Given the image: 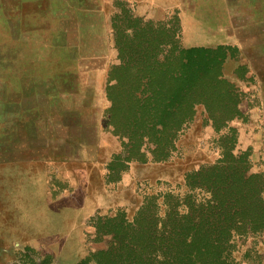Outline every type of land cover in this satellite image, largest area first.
<instances>
[{"label": "rangeland", "instance_id": "obj_1", "mask_svg": "<svg viewBox=\"0 0 264 264\" xmlns=\"http://www.w3.org/2000/svg\"><path fill=\"white\" fill-rule=\"evenodd\" d=\"M170 3L180 6L152 18L142 16L124 0L106 3L104 0H0V163L13 158L53 160L77 156L80 170L89 168L95 177L103 171L106 185L113 184L108 181V164L122 163L113 156L121 152L122 141L114 135L108 122L114 84L109 81L108 73L111 67L120 64V57L124 55L116 45V36L123 48L145 36L153 40L160 33L151 28L159 26L162 20H171L170 25L179 29L180 44L187 47L188 41L195 40L184 38L183 26L187 19L184 21L182 14L185 10L202 20L199 26L194 23L199 21L198 17L190 14L194 23L192 37L204 35L202 42L209 43L211 40H207L216 36L214 30L218 24L229 23V31L238 34L245 45L263 43L264 23L256 21L261 20L264 0H174ZM247 4L252 7L247 8ZM128 27L133 28L130 30L134 31L133 35L126 32ZM145 27L146 31L140 30ZM243 52L251 60L252 69H237V60L242 62L245 58L238 53L237 59L224 65L223 74L234 81L242 102L246 103L242 105L243 116L231 123L241 133L246 132L236 151L251 150V170L257 172L264 169V150L255 153L253 146L258 147L255 146L258 143L247 140L246 135L256 129L261 133V140L264 136V53L261 48ZM251 72L257 77L251 76ZM113 97L117 98L118 94ZM219 136L207 121L204 108L197 106L194 119L179 133L172 156L167 161H147L145 165L130 162L120 175L122 178L127 172L130 183L123 182L121 187L126 190L119 198L110 194L116 189L111 187L106 205L115 206L117 199L122 204L141 202L140 199L143 202L147 195L168 190L184 193L185 174L220 157ZM32 160L27 161L32 162L28 166L9 164L1 171L7 190L0 189V192L9 207L4 213L13 219L19 236L30 238L41 234L54 249L69 251L76 241L79 222L101 197L98 193L94 197L82 181L79 188L73 189L74 197L50 198L34 171ZM157 169L159 177L154 172ZM54 179L53 192L58 194L63 184ZM132 189L135 198L128 200ZM117 210L96 213L94 225L92 218L86 221L82 250L97 252L110 247L113 234L98 235L97 220L104 221V217ZM126 214L132 219L135 213ZM232 243V258L239 264H264V233L235 237ZM45 257L47 261L51 258ZM29 263L32 264L30 260Z\"/></svg>", "mask_w": 264, "mask_h": 264}, {"label": "trees", "instance_id": "obj_2", "mask_svg": "<svg viewBox=\"0 0 264 264\" xmlns=\"http://www.w3.org/2000/svg\"><path fill=\"white\" fill-rule=\"evenodd\" d=\"M170 24L162 20L151 28L160 37L124 48L116 36L124 55L108 73L114 81L108 122L122 141L113 155L122 163L108 164V181H117L130 162L167 161L197 106L220 133V157L187 172L184 193L147 195L132 219L118 209L97 220L98 235L112 233V243L78 264H239L232 258L235 237L264 233V172L251 170V150L236 151L238 129L231 123L243 116L242 98L223 74L238 48L184 47ZM131 29L126 32L133 35Z\"/></svg>", "mask_w": 264, "mask_h": 264}, {"label": "crops", "instance_id": "obj_3", "mask_svg": "<svg viewBox=\"0 0 264 264\" xmlns=\"http://www.w3.org/2000/svg\"><path fill=\"white\" fill-rule=\"evenodd\" d=\"M127 3H129L136 12L140 13L142 16H147V17H154V16H160L164 12H168L169 10H174L176 7L180 6L177 4H171L170 2L174 0H124ZM177 1V0H176ZM182 1V0H181ZM104 2H108V0H104ZM247 8H251V4H247ZM264 9V8H263ZM190 14L191 16L197 18L198 16L196 14H192L191 12H186L185 10L183 11V16H184V21L186 23L183 26V34L184 38L186 40H195V41H188L187 47L190 46H206V47H216L219 45H228V46H233L238 48V53L240 55H243L245 57V52H243L244 49H253V48H261L262 52L264 53V40L261 42L263 43H256L254 45H245L242 43V39L239 37L238 34L233 33V29L231 30L232 32L229 31L231 25L229 23L225 24H218L215 28L214 31H216V36L213 39H208L207 41L211 40L209 43L202 42V40L205 38L204 35H198V38L196 39L195 37H192L193 34H191V29L194 27V23L199 24V26L202 25V20L200 21L198 17V22L195 21L192 23L190 19ZM257 24L264 23V11H261V20L256 21ZM219 34V35H218ZM199 39V41H198ZM21 46V43L19 42L18 44ZM238 55V54H237ZM236 57H228L224 63L227 64L229 61L233 59H237ZM238 61V67L239 69L241 66H244L245 68L252 67L251 66V60H248L246 57L244 58V61L240 62L241 60ZM252 69V68H251ZM251 76H256L253 72H251ZM237 80L239 78L236 76ZM245 80V78H244ZM234 82V81H233ZM246 103L240 102L239 108L242 112H244V107L242 105H245ZM246 106V105H245ZM248 110L251 108L248 106ZM233 122V121H232ZM254 124V123H253ZM252 124V125H253ZM255 125V124H254ZM252 127V126H251ZM248 130V129H245ZM252 131L249 132L250 134L246 135L247 140L251 139L252 141L254 140L256 144H261V145H255L258 147L253 146V151L255 153H261L264 150V144L262 143L264 140L260 139V134L259 132L256 131V129L250 130ZM238 142L237 145L243 141L244 134L246 133L243 131H238ZM260 141V142H259ZM237 149V147H236ZM28 160L32 159H21V160H15L14 158L9 160V161H4L0 163V189L1 190H7V182L4 180V176L2 174V170H5L9 164H18L20 166H28V163L32 162H27ZM33 167H36L34 169L35 173H38L39 180L41 181L42 179V186L45 188L46 193L50 198L56 199L57 197L64 196L66 197H74V188H79V183L82 181H85V187L90 189V192L98 193L100 195L99 201H97V204H93V208L88 212L86 216L83 217V219L79 222L77 231L76 233V241L74 243V246L71 247L69 251H62L61 249H54L47 241V238H44L43 235H33V236H19L16 233L17 228L14 226L13 219H11L9 216H7L4 211H9L8 208L6 207L7 205L5 204L4 198H3V192H0V264H78L83 258H85L88 254L89 251L88 249L84 248L83 250L81 249L82 246V235L84 233V227L86 224V221L100 211H114L117 209H124L127 213L129 214H134L136 210L141 206L142 204V199H140L141 202H134L133 204H122L124 203L123 201H119V199L115 200L113 207L109 206V204L106 205V202L109 200V196H116L120 195V193L126 188L121 187L124 186V183H130L129 179L130 177L128 176L129 174H126L125 172L122 176V178L118 179L116 183L113 182V184H107L104 182V177L103 174L98 173V177H95L94 171H89V168L81 169L79 168V161L78 157H59L58 159H53L51 160L50 158H39V159H33ZM52 162V163H51ZM146 162H141V163H136L134 162V165H145ZM52 164L53 166H49ZM148 164V163H147ZM131 166V165H130ZM172 169L176 166V163L174 165H171ZM84 170V171H83ZM99 170V169H98ZM169 171V170H168ZM172 171V170H170ZM169 171V173H170ZM261 171L264 172V169ZM156 175L159 177V170L154 171ZM258 172V171H257ZM54 178L59 179V184H63V188H60L58 194L53 192L54 187H56V182H54ZM156 178V177H155ZM122 181V184H121ZM135 185V182H134ZM96 186V187H95ZM111 187L116 188L115 191L111 192ZM111 189V190H110ZM111 192V193H110ZM136 192V191H135ZM109 193L111 195H109ZM128 197L132 200L135 198L134 196V189H132L130 192H128ZM131 193L133 195H131ZM60 195V196H59ZM134 197V198H133ZM115 197H112V199ZM105 199V200H104ZM124 207V208H122ZM41 244V246H40ZM34 251V253H32ZM46 255H49L51 258L47 261L46 260ZM93 264V263H92Z\"/></svg>", "mask_w": 264, "mask_h": 264}, {"label": "bare ground", "instance_id": "obj_4", "mask_svg": "<svg viewBox=\"0 0 264 264\" xmlns=\"http://www.w3.org/2000/svg\"><path fill=\"white\" fill-rule=\"evenodd\" d=\"M11 96V95H10ZM7 98V97H6ZM10 98V97H9Z\"/></svg>", "mask_w": 264, "mask_h": 264}]
</instances>
